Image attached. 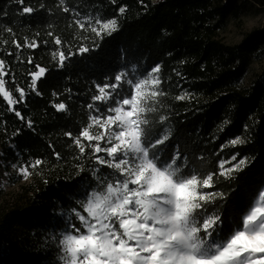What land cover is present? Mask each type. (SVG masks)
I'll list each match as a JSON object with an SVG mask.
<instances>
[{
    "label": "trees",
    "instance_id": "1",
    "mask_svg": "<svg viewBox=\"0 0 264 264\" xmlns=\"http://www.w3.org/2000/svg\"><path fill=\"white\" fill-rule=\"evenodd\" d=\"M24 7L34 11L23 13ZM240 8L236 0H0V61L6 89L18 101L10 106L0 94V171L21 185L7 192L0 178V264L57 263V238L69 222L79 226L75 214L85 213L84 198L97 185L93 172L101 177L108 170L96 160L104 152L94 153L80 137L95 111L107 114L120 99L94 100L97 85L115 84L121 72L132 78L133 67L147 73L159 65L163 94L150 116L154 139L171 133L162 158L179 151L201 178L212 174V187L201 191L223 195L208 214H220L224 233L239 224L264 187V83L237 85L249 54L264 42V29L234 44L218 36ZM87 16L93 23L115 19L118 28L98 36ZM81 47L89 50L81 53ZM39 68L45 73L33 88ZM117 91L128 95L131 86L122 82ZM61 103L64 110L57 108ZM159 116L167 120L161 124ZM235 137L243 142L232 145ZM233 157L245 165L221 175V163Z\"/></svg>",
    "mask_w": 264,
    "mask_h": 264
},
{
    "label": "snow or ice",
    "instance_id": "2",
    "mask_svg": "<svg viewBox=\"0 0 264 264\" xmlns=\"http://www.w3.org/2000/svg\"><path fill=\"white\" fill-rule=\"evenodd\" d=\"M16 2L22 4L23 0ZM33 11L31 7L23 8V13ZM84 19L89 25L93 23L92 17ZM76 23L81 29L85 27L80 20ZM95 24L99 25V30L95 27L91 30L98 36L101 33L110 35L118 28L115 19L104 21L97 17ZM55 42L61 43L59 38ZM88 50L86 47L79 49L81 53ZM58 55L63 64L65 54ZM3 63L0 61V71ZM159 70L157 65L139 79H126L127 73L121 72L115 76V84L97 85L100 94L93 97L94 100L109 101L114 99V94L120 99L115 101V107L108 109L112 114L105 118L92 117L80 137L89 142L94 153H107L111 159L96 156V160L115 170L119 177H100L93 172L99 190L94 189L82 204L86 216L76 212L79 226L69 222L61 233L59 260L62 264H264V192L259 194L239 224L224 233L220 214H208V205L217 195L223 194L201 191L212 187L213 175L201 178L179 151L170 159L162 158L164 149L161 146L171 133L165 130L154 139L155 122L150 116L158 111V97L163 94L159 90L161 80L156 75ZM44 73L45 69L40 68L32 74L33 88ZM122 82L131 86L128 95L117 91L122 88ZM18 91L23 98V89ZM0 94L9 105L18 102L5 89L3 79H0ZM57 108L64 110L65 105L61 103ZM166 120L167 117L159 116L161 124ZM95 126L101 131L94 135L90 129ZM80 137L74 143L84 153L85 144ZM102 140L109 146L102 148L99 143L91 144ZM242 142L237 137L230 143ZM181 160L183 164L178 163ZM245 163L241 160L232 168L224 169L221 175L230 176ZM39 164L41 161L37 160L32 166ZM220 166L223 168V163ZM20 171L27 178V169Z\"/></svg>",
    "mask_w": 264,
    "mask_h": 264
},
{
    "label": "rangeland",
    "instance_id": "3",
    "mask_svg": "<svg viewBox=\"0 0 264 264\" xmlns=\"http://www.w3.org/2000/svg\"><path fill=\"white\" fill-rule=\"evenodd\" d=\"M236 1L241 6L239 15L237 17L229 16L227 19L226 25L218 32V36L221 40H223L226 43H231V44L232 43L233 44L238 43L247 32H249L250 30H252L254 28L264 29V0H236ZM87 17H90V16H87ZM92 25L95 28H98V30H99V25L95 24V22ZM248 58H249V63H248L247 69H246L244 75L237 81V85L241 86V87L248 86L255 79H259L260 81H262L264 83V42L260 43L249 54ZM39 69H38V71H39ZM132 72H133L134 77L129 78V79L142 78L144 76H147V74L150 71L147 73H142L136 67H133ZM4 73H5V71L3 68L2 71H0V79L4 80ZM5 89H6V86H5ZM104 102H106V101H104ZM10 106H13V105H10ZM110 114H112V113H109L107 111V114H104L103 111L100 110V111H95L94 115H92V117L105 118L107 115H110ZM90 123H91V120H90ZM113 130H115V129H113ZM90 131L92 132V134L95 135V134H98L101 131V129L99 128V126H95V127L91 128ZM236 138L237 137H235L234 139H236ZM234 139H232V140H234ZM100 145L102 148L109 146L108 143L104 140H102ZM102 158H104L106 160L111 159L110 157L107 156L106 152H104V157H102ZM241 160H243V159H238V160L237 159H230L228 161L222 162L223 168H221V171L223 172L224 169L232 168L235 164H238ZM2 174L0 171V176H1L0 178H1L2 187H4L7 192H18L21 188L20 183L19 182L9 183V181L6 178L7 173H2ZM106 175H108L110 178H118L119 177V174L115 173V170L110 169V168H108L107 172L104 175H101V177H104ZM23 179L24 180L27 179V178H25V175L23 176ZM94 189L99 190L98 182H97V185L93 189H91L89 192H87L83 203H86L89 194ZM261 192H264V187L261 189L259 194ZM259 194L256 197V199L254 200V202L258 199ZM82 215L86 216L87 213L85 212ZM60 235L57 238L58 259H57L56 264H62V262L59 260V257L61 255V253L59 251Z\"/></svg>",
    "mask_w": 264,
    "mask_h": 264
}]
</instances>
